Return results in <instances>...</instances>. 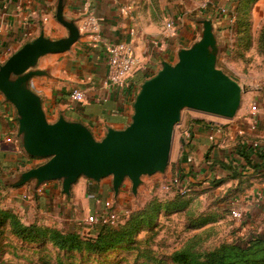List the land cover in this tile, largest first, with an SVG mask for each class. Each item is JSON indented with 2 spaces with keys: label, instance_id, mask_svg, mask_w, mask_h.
<instances>
[{
  "label": "crops",
  "instance_id": "0c3cea01",
  "mask_svg": "<svg viewBox=\"0 0 264 264\" xmlns=\"http://www.w3.org/2000/svg\"><path fill=\"white\" fill-rule=\"evenodd\" d=\"M263 1L252 2L248 15L250 30L257 3ZM238 2L208 0L207 8L201 10L196 0H64L62 15L74 23L79 38L68 51L41 57L35 71L44 75L32 76L27 88L40 100L49 123L62 117L68 123L82 125L96 141H100L109 129L119 131L129 125L140 86L157 75L162 63L174 66L178 62V53L190 49L198 41L201 28L194 23L198 18L213 19L216 34L222 41L223 49L217 56L216 69L243 88L248 87V82L236 69L233 76L219 67L221 59L228 65L237 54H245L237 25L232 29L218 16L221 8L236 11ZM56 5L57 0H0V65L40 35L52 41L68 36V31L55 19ZM122 8L124 13L120 12ZM90 14L98 24L97 40H92L90 33L81 30L85 17ZM167 21L176 24L170 34L165 32ZM117 43L129 44L137 60L133 74L121 89L111 88L107 83L105 47ZM75 88L84 94L83 102H69L68 95ZM249 106L250 101L247 108L237 112L231 120L199 114L210 120L192 119L178 124L179 130L173 131L171 141L169 170L165 180L159 183L179 178L184 185L202 189L221 181L217 189H223L233 183L224 166L236 169L241 174L239 183H243L239 186L243 187L236 190L243 213L242 220L237 222V233L246 240L264 237V105L259 102L253 120L248 117ZM252 121L256 124L254 131L249 128ZM213 126H217L219 132L213 130ZM17 134L15 110L0 94V169L23 167L4 179L0 177L3 187L0 199L7 201V207L2 205L0 209L12 210L16 215L28 210L39 219H50L64 226L98 212L102 203L115 202L124 195L127 180L115 197L111 178L93 182L81 177L71 186L69 195L62 193L57 181L42 184L34 191L32 184L6 186L5 181L16 174L46 162L27 156ZM6 138H10V142H5ZM242 155L248 158L250 166ZM40 161L41 164L32 167ZM39 189L40 193L37 192ZM16 199H21L26 206L17 207ZM47 222L51 225V221Z\"/></svg>",
  "mask_w": 264,
  "mask_h": 264
},
{
  "label": "water",
  "instance_id": "95a60500",
  "mask_svg": "<svg viewBox=\"0 0 264 264\" xmlns=\"http://www.w3.org/2000/svg\"><path fill=\"white\" fill-rule=\"evenodd\" d=\"M63 3L57 0L55 19L68 31L66 38L52 41L40 35L0 65V94L15 110L22 150L30 158L46 160L11 177L5 181L6 186L32 184L34 191L57 181L62 193L69 195L71 186L81 177L93 182L111 178L115 197L125 180L136 195L142 177L165 172L173 131L183 110L223 120L235 117L243 87L216 69L222 41L213 19L198 18L194 20L201 28L198 41L178 53L174 66L162 63L157 75L140 86L125 129H109L102 140L96 141L85 127L62 117L49 123L40 100L27 85L32 76L44 75L35 71L41 57L64 53L79 38L74 23L62 15Z\"/></svg>",
  "mask_w": 264,
  "mask_h": 264
},
{
  "label": "rangeland",
  "instance_id": "374dc122",
  "mask_svg": "<svg viewBox=\"0 0 264 264\" xmlns=\"http://www.w3.org/2000/svg\"><path fill=\"white\" fill-rule=\"evenodd\" d=\"M202 1L208 0H196V3ZM253 18L251 30L250 26L247 27L248 39L243 45L245 54H237L230 62L232 64L227 65L223 59L219 63V67L230 75L235 76L236 69L249 84L243 88L238 113L247 108L249 101L264 105V52L258 50V37L264 26V1L257 3ZM246 20L248 24V17ZM192 119L210 120L183 110L179 124ZM180 125L174 130L178 131ZM41 163H35L32 167ZM22 168H8L7 171L0 169V177L4 179ZM165 170L163 174L142 177L136 195L131 193L130 183L125 181L124 195L115 202L110 200L114 210L128 208L131 214H137L132 219L136 223L132 241L120 244L105 254H93L61 250L46 242L23 243L12 236L9 229L3 228L0 230V264H176L174 256L182 252L203 262L205 255L221 246L243 245L248 241L238 235L239 221L231 216V210L239 207L236 190L243 187H239L243 184H238L240 178L223 189H217V186L194 189L183 185L188 192L182 196L176 189L168 194L161 192L159 183L165 180L169 164ZM2 188L0 185V190ZM15 202L17 207L21 204L26 206L21 199H16ZM6 203V200L0 199V207L6 206ZM16 216L24 225L53 227L63 233L76 232L80 238L87 237L93 227L84 222L88 214L64 226H59L58 222L50 219H39L28 210ZM47 221H51V225ZM123 224L112 228L116 229Z\"/></svg>",
  "mask_w": 264,
  "mask_h": 264
},
{
  "label": "trees",
  "instance_id": "16d2710c",
  "mask_svg": "<svg viewBox=\"0 0 264 264\" xmlns=\"http://www.w3.org/2000/svg\"><path fill=\"white\" fill-rule=\"evenodd\" d=\"M252 2L253 0H239L235 11L237 34L242 35L241 40L244 43H247L248 39L246 19ZM258 44V50L264 52V26L258 37ZM196 122L202 121L196 120ZM242 150L245 151L247 148L242 147ZM242 157L245 163L250 166L248 158L245 155H242ZM251 168L257 169L255 166H251ZM224 169L229 171L230 176L228 178L230 180L241 179V174L236 169L233 170L230 166H224ZM220 182L217 181L211 184V187H218ZM239 182L238 184L241 185ZM136 215L131 214L123 222L124 224L116 229L111 226L95 225L87 237L80 238L76 232L63 233L53 227H43L35 224L24 225L15 214L0 209V230L3 228L9 229L8 231L12 236L27 244L46 242L61 250L105 254L120 244L132 241L136 225L132 219ZM174 262L176 264H264V237H252L243 245L221 246L219 249L205 255L203 262H199L187 252L176 254Z\"/></svg>",
  "mask_w": 264,
  "mask_h": 264
},
{
  "label": "built area",
  "instance_id": "2783aa9c",
  "mask_svg": "<svg viewBox=\"0 0 264 264\" xmlns=\"http://www.w3.org/2000/svg\"><path fill=\"white\" fill-rule=\"evenodd\" d=\"M117 1V0H114ZM208 1L200 2L197 7L201 10L207 8ZM125 9L120 10L121 13H124ZM218 16L220 20L224 21L230 28L234 29L236 26V15L234 10H227L221 8L218 10ZM175 22L167 21L165 23V32L170 34L175 30ZM81 30L92 35V40H97L98 38V24L95 18L90 14L85 17V21L81 26ZM2 31L0 29V37ZM105 56H106V70H107V83L111 88L121 89L126 85L127 79L133 74L137 60L134 58L132 48L127 43H117V44H108L105 47ZM68 100L70 103H80L85 100L84 94L77 88L72 89L68 95ZM258 113V104L255 102L250 103L248 117L253 120ZM250 130L254 131L256 124L254 121L251 122L249 126ZM213 130L219 132L217 126H213ZM188 138V135H186ZM1 141V140H0ZM5 142H10V138H6ZM255 146V145H254ZM179 178H173L168 182L161 183L159 188L164 194L171 193L174 189L180 195H185L186 189L183 186ZM40 193V189L37 191ZM235 206V205H233ZM130 210L128 208L121 209V211H116L113 209L112 202L106 201L101 204V207L98 212L87 216L84 219V222L91 225H100V226H117L120 223H123L130 216ZM231 216L236 221H241L243 218L242 210L238 208H233L231 210Z\"/></svg>",
  "mask_w": 264,
  "mask_h": 264
}]
</instances>
